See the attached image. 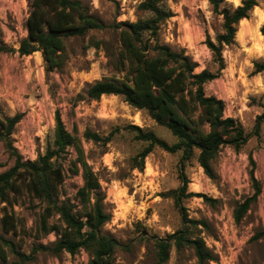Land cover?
<instances>
[{
    "label": "rangeland",
    "instance_id": "rangeland-1",
    "mask_svg": "<svg viewBox=\"0 0 264 264\" xmlns=\"http://www.w3.org/2000/svg\"><path fill=\"white\" fill-rule=\"evenodd\" d=\"M80 1L92 15L111 25L136 22L137 6L143 0ZM164 1L173 16L160 28V43L184 51L196 63L195 73L205 69L215 73L218 64L206 41L208 36L216 40L222 18L214 14L208 0ZM242 1L228 0L234 6ZM30 11L29 0H0V38L8 48L0 53V120L23 114L11 141L23 161H34L53 144L56 113H60L80 148L79 154L75 147H69L60 160L64 168L60 198L69 199L81 215L90 208L77 196L85 183L84 167L78 162L81 155L96 174L106 197L105 207L111 214L102 231L122 245L116 248L111 264H156V242L180 231L188 238L203 240L214 255V260L205 264H264V122L259 134H255L256 119L264 114V72H254V62L264 60V36H259L264 25V0H258L250 17L238 27L244 41L236 39L235 45L224 48L225 68L221 75L205 84L206 95L222 100L225 117L240 122L249 137L239 148L225 145L220 149L212 163L215 178H210L200 166L198 150L184 163L190 180L188 192L209 198L192 196L183 200L191 221L183 219L172 195L182 184V151L171 153L155 147L143 170L134 167V158L148 143L136 138L132 126L152 131L170 145L177 138L147 110L129 105L122 96L104 95L77 103L74 100L89 84L103 77H126L119 60V31L92 30L85 36L67 38L63 67L48 71L41 51L27 56L19 53L28 34ZM96 41L101 42L99 47ZM259 47L262 52L256 51ZM205 129L208 130L207 125ZM86 132L111 139L108 143L96 142L87 138ZM74 162L78 169L73 168ZM14 163L15 157L0 141V173ZM253 175L260 194L237 222L236 210L256 192ZM20 186L13 206L0 204V237L29 255L34 247L50 245L59 236L56 232H39L45 205L29 193L26 182ZM4 208L17 219L14 233L3 229ZM58 218H49V223ZM3 248L8 253L7 264H89L92 259L90 252L83 249L76 255L39 251L32 260L21 262L9 247ZM165 264H198V260L190 246L177 249L173 245Z\"/></svg>",
    "mask_w": 264,
    "mask_h": 264
},
{
    "label": "trees",
    "instance_id": "trees-1",
    "mask_svg": "<svg viewBox=\"0 0 264 264\" xmlns=\"http://www.w3.org/2000/svg\"><path fill=\"white\" fill-rule=\"evenodd\" d=\"M216 16L222 18L221 29L216 40L207 38V46L213 53L218 69L214 73L208 69L195 73L196 63L184 51H175L166 44H161L159 32L161 26L172 16L173 12L164 0H143L137 6L139 18L136 22L105 24L89 12L80 0H29L31 11L27 20V36L22 40L19 53L23 56L41 51L48 71L60 69L64 65L65 40L74 36H85L92 30L114 29L119 31V60L126 69L124 79L103 77L87 86L83 93L75 97V102L98 100L104 95L122 96L124 100L137 109L147 110L159 124L166 127L177 142L170 145L158 138L152 131H144L132 126L138 140L147 142V147L135 158V168L144 169L145 160L155 147L168 152L182 151L181 186L172 192L176 204L180 207L183 219L188 220L183 200L192 196L204 197L201 193L189 191L190 180L184 172V163L199 151L198 162L210 178H215L213 161L225 145L241 147L248 140V135L240 122L232 117H225V104L215 96H207L205 84L218 78L225 68L223 50L235 45L236 33L242 20L248 19L258 5V0H243L234 6L228 0H208ZM149 15L148 17H144ZM264 36V25L261 27ZM99 41L95 42L97 47ZM7 46L0 38V53L6 52ZM255 73L264 72V60L254 62ZM197 111H200L196 117ZM23 114H16L0 120V141H4L7 150L15 157L14 165L0 173V204L14 205V198L21 192L20 183L26 182L29 193L44 203L40 218L39 232L49 234L56 232L59 238L50 245L39 244L27 255L17 251L13 243L0 237V259L7 264L8 253L3 248L19 257L21 262L29 261L39 251L58 255L62 252L76 255L85 249L92 259L89 264H111L117 247L122 246L118 240L103 233V227L111 220V214L105 207V195L93 170L83 161L85 183L78 190L77 196L90 208L83 215L76 210V205L69 199L60 198V185L64 180V168L60 160L69 147H75L80 154L76 138L66 129L60 113H56L54 142L46 153L34 161H23L14 147L11 136ZM264 114L256 119L255 134L258 135ZM208 126V130L205 126ZM86 137L96 142L108 143L110 136L101 137L86 132ZM73 168H77L74 162ZM255 194L246 199L236 210L235 219L239 222L250 209L260 194V187L254 175ZM58 215V221L49 223V218ZM6 233L16 232L17 219L12 212L4 208L2 218ZM173 245L179 249L190 246L198 260L205 264L214 260V255L203 240L188 238L182 231L156 242V264H165Z\"/></svg>",
    "mask_w": 264,
    "mask_h": 264
},
{
    "label": "bare ground",
    "instance_id": "bare-ground-1",
    "mask_svg": "<svg viewBox=\"0 0 264 264\" xmlns=\"http://www.w3.org/2000/svg\"><path fill=\"white\" fill-rule=\"evenodd\" d=\"M237 1V0H236ZM243 21V20H242ZM259 34V33H258ZM259 36H260V39L263 37V35L260 33L259 34ZM236 39H237V41H241V42H243L244 41V39H243V36H242V33L240 32V31H237V33H236ZM257 52H262L263 51V48L262 47H259L258 48V50H256Z\"/></svg>",
    "mask_w": 264,
    "mask_h": 264
}]
</instances>
